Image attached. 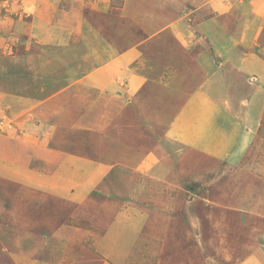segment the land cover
Segmentation results:
<instances>
[{
	"label": "crops",
	"instance_id": "0c3cea01",
	"mask_svg": "<svg viewBox=\"0 0 264 264\" xmlns=\"http://www.w3.org/2000/svg\"><path fill=\"white\" fill-rule=\"evenodd\" d=\"M149 1L141 3L150 10L146 14L150 28H144L139 35L124 34L118 20L141 26L137 18L140 10L132 9V0L116 8L119 17L108 24L97 22L90 15L92 11H101L95 2L87 4L90 11L84 8L85 22L80 15L74 12L70 15L68 11L63 18L51 20L54 26L43 37L28 43L39 45L38 48L28 54L18 52L10 61L8 56L10 85L6 108L9 112L27 108L25 112L30 117L28 121L17 120L9 134L0 135V173L6 175H0V183L5 197L14 200L15 190L20 189L21 194L41 181L49 184L54 180L68 181L70 186L101 183V193L122 194L130 172L162 166L165 161L160 155L165 153L168 158V149L174 144L186 150L192 147L200 153L208 152L206 148L216 146L214 143L225 144L221 147L223 151H214V155L225 157L231 164L239 161L240 152L250 143V131L240 134L238 127L228 130L225 121L219 122L215 113L223 116L225 109L229 110V97L224 90L232 89L238 82L244 87L245 81L250 85V79H256V87L263 90L264 0ZM102 7L103 12L106 9L111 12L107 1ZM48 10L44 8L46 13ZM75 16L78 22L72 21ZM112 37L118 38V42ZM208 41L212 42L210 55L206 50ZM81 49L85 52L79 61ZM242 64L250 66L245 81L241 73L248 67ZM250 71L259 76L250 78ZM177 96L182 100L178 107ZM250 100L249 97L248 103ZM226 114L228 119L229 113ZM180 121H189L193 126L189 136L195 138L193 143L185 139L188 130L182 131ZM202 144H206L205 148ZM20 171L24 176L19 175ZM68 202L73 201L65 198L60 204L67 208ZM52 205L50 202L46 208ZM57 205L46 211L58 215ZM109 211V206L100 201L81 213L69 207L67 217L73 218L68 220L70 224L64 223L59 230L61 219L47 226L45 248L32 246L34 253L28 263L68 264L66 258L73 257L72 253L78 255L73 245L76 237L86 235L82 226L99 227V223L105 225L109 221L105 234L108 237L103 238L109 251L101 259L104 264H128L143 235L151 230L162 234L166 228L164 220H160L164 213L150 210L147 214L127 215L124 209L120 216H110ZM41 212L40 208L33 210L38 216ZM188 213L189 210L181 212L182 220ZM37 219L34 217L33 224ZM191 227V224L187 227L190 232ZM175 231L155 237L162 242L155 239L150 243V247L156 243L159 250L158 264L191 262L190 255L178 252L182 242H190L188 234ZM31 234L28 226L19 236L28 239ZM66 235L70 240H66ZM11 242L8 238L0 240V264H27L18 258L21 253L6 250L5 243L9 247ZM89 242L84 250L100 253L96 236L92 235ZM61 247L64 255L58 257ZM57 258H61L60 262Z\"/></svg>",
	"mask_w": 264,
	"mask_h": 264
},
{
	"label": "rangeland",
	"instance_id": "374dc122",
	"mask_svg": "<svg viewBox=\"0 0 264 264\" xmlns=\"http://www.w3.org/2000/svg\"><path fill=\"white\" fill-rule=\"evenodd\" d=\"M104 1H107V8L111 12H108L107 9L103 12ZM125 1L0 0V135L9 134L11 127L15 125L17 120L19 122L23 119L28 121L30 117L28 112H25L28 110L27 108L24 110L19 107L20 110L17 108L16 111L11 112L6 108L9 104L6 92L10 85L6 62L8 56H10L8 59L10 61L13 56H17L18 52L22 51L28 54L30 53L29 50L38 48L39 45L35 46L28 43L32 39L43 37L46 30H51L54 26L51 20L63 18L64 13L68 11H71L70 15L73 12L80 15L85 22L84 8L91 10L87 4L91 5L96 2L97 8L101 10L90 13L97 22L108 24L112 21L115 23L119 17L116 8L122 6ZM132 1L134 2L132 9L135 12L140 10L137 13L139 14L137 18L141 22V26L133 25L129 20L123 21L120 18L118 20H120L119 23L122 25L121 29L124 34L125 32H133L139 35L149 27L148 15L150 10L147 11L148 5L141 3L144 0ZM46 2L50 5L45 6ZM46 7L49 8L47 13L44 11ZM108 18L113 20H108ZM77 19L78 17L75 16L72 21L78 22ZM196 32L201 38V32L197 30ZM68 37L70 38L71 35ZM113 39L118 42V38L112 37ZM211 44L212 42L208 41L206 45L208 55L211 54ZM79 52L80 61L85 51L81 49ZM23 63L26 65V61ZM238 63L240 65V62ZM244 65L248 67L247 71L244 69L241 73L245 81L249 75L250 66L247 64L241 66ZM250 75V78L259 76L253 71H250ZM256 83V79H250V85L245 81L244 87H240L241 82H238V85L234 84L232 89L224 90L229 97V110L225 109L223 116L218 112L215 113L219 122L225 121L228 130L238 127L240 134H249L250 131V143L247 144L248 146H244L243 151L239 154V161L234 164L229 163L225 157L219 158L213 153L214 151L218 153L223 151L221 147L225 144L219 146L214 143L217 148L216 146L206 148L208 152L205 153H200L191 146L190 150H186L181 148L179 144H174L168 149V158L165 157V153L160 155V158L164 157L162 160L165 161L162 166L159 165L156 169H143L142 171L138 169V171L130 172L123 184L122 194L101 193V183L88 184L83 179L85 184L78 183L74 186H70L68 181L58 182V180H54L49 184L41 181L37 185H32L30 189L23 190L21 194L19 193L20 189H17L15 190L16 194L13 195L14 200H12L10 197L4 196V187L0 183V236L1 233L3 235L0 240L2 238L12 240L10 243L12 246L8 247L5 243L6 250L9 253H21L18 258L29 264L28 260L32 258L34 253V250L31 251L32 248L34 249L32 246L37 245L39 248H45L47 244L45 243L48 238L47 226L55 225L56 220L62 219L63 223H59V230H61L64 223L70 224L71 221L68 222V220L73 219L67 217L69 207L71 210L77 209L81 213L88 207L94 208L95 204L100 201L102 205L109 206L110 216H118L119 212L124 209L127 215L129 212L135 215L137 212L138 214H147L150 210L160 215L161 213L165 214L160 219L161 221L164 220L163 223L166 225V228L162 229V234L151 230L147 235H141L144 238L140 243L138 241L139 246L134 247V252L132 250L128 264H158L159 250L156 249V243L152 244V247H150V243L158 239L155 238L156 236H165L166 231L174 230L176 232V229L185 236L188 234L187 240L190 241L189 243L182 242L181 246L178 247V252L190 255L191 262H180V264H264V100L261 101L264 98V85L261 86L263 89L261 90L256 87ZM258 84L260 85V82ZM48 90H50L49 86L47 87ZM249 97L251 98L250 103L247 101ZM180 101H182L181 97L177 96L175 106L178 107ZM227 112L229 113L228 119L225 118ZM187 122L189 121H180L178 126L183 132L188 130L185 139L193 143L195 138L189 139V136H192L190 132L194 131L191 129L193 126ZM223 136L226 137V135ZM202 145L205 148L206 144ZM184 152H188L186 157H184L186 154ZM170 157L171 159H169ZM24 174L23 171L19 172L21 177ZM0 175L6 177L1 173ZM2 185H4L3 182ZM65 198L73 201L66 204L68 205L67 208L60 204L61 200ZM50 202L53 204V209L58 204V215L55 216L54 213L46 211L51 208V206L46 208ZM74 202L79 204L78 208ZM39 208L42 211L40 216L33 214V210ZM186 209L190 213L187 214L185 220H182L181 212L187 211ZM34 217L39 219L35 220L33 224ZM108 224L109 221H105V225L99 223V227L89 224L82 226L86 234L84 237L88 236V238L84 240L83 235L79 238L76 237L77 242H73V245H76L74 247H77L75 249L78 251V255L74 256L72 253L73 257L66 258L68 264H83L86 262V257H88V261L85 264H104L101 258L107 255L109 251L107 246L103 244V238L108 228L106 225ZM190 224L193 227H191V232L187 229ZM28 226L32 229L30 238H20L19 233ZM92 235L96 236L101 245L99 247L100 253L96 252L98 257L84 250L85 246L88 247L90 244L89 239ZM66 237V240H70L68 235ZM107 237L105 236L106 239ZM180 238L177 237L179 240ZM158 240L162 242L160 239ZM142 243L144 245L140 246ZM44 244L45 246H43ZM185 246H188V249ZM139 247H143V249L139 250ZM117 249L120 252L124 251L118 247ZM182 249H186V251ZM73 252L76 253L74 250ZM57 255L58 257L64 255L62 247L58 248ZM57 259V262H60L61 258ZM160 262L164 261L161 259ZM56 264H61V262Z\"/></svg>",
	"mask_w": 264,
	"mask_h": 264
}]
</instances>
